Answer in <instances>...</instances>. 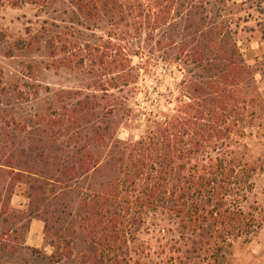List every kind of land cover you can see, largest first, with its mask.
I'll return each mask as SVG.
<instances>
[{"label": "trees", "instance_id": "trees-1", "mask_svg": "<svg viewBox=\"0 0 264 264\" xmlns=\"http://www.w3.org/2000/svg\"><path fill=\"white\" fill-rule=\"evenodd\" d=\"M48 1L0 0V7L5 3L12 8L42 6ZM67 1L78 16L76 23L43 22L37 30L27 28L26 37L12 43L13 49L34 51L45 39L49 55L61 56L60 66L74 63L82 70L87 60L115 81L114 89L121 90L136 83L141 69L132 65L133 57L144 55L133 48V39L146 33L152 40L157 30L179 18L192 40L183 43L181 50L188 57L186 63L199 74L185 82L189 98L183 97L188 102L181 101L173 115L149 114L136 141L117 140L115 129L105 120L107 113L93 114L86 97L46 120L53 135L45 147L18 149L28 161L22 162L10 151L0 165L10 169L17 182L26 178L27 218L44 223L53 249L49 259L60 263L72 256V239L58 228L62 223L54 203L59 195L66 192L68 196L73 189L70 182L110 173L102 188L79 196L74 232L86 233L95 247V263L226 264L232 243L260 228L257 214L261 210L249 202V196L255 188L254 177L264 169V162L251 157L246 143L249 104L241 92L251 72L230 27L217 25L212 17L206 21V13L190 34L197 6L186 0ZM103 26L108 27L105 34L97 36ZM197 35L202 36L195 41ZM4 39L0 34V41ZM12 55L13 50H7L6 56ZM108 106L112 112L113 106ZM69 130L72 135L66 143L55 144ZM56 182L65 186L48 187ZM162 210L172 215L176 237L158 246L154 260L150 245L140 243L133 250L130 245L138 242L132 235L140 230L145 216ZM160 232L165 229L161 227Z\"/></svg>", "mask_w": 264, "mask_h": 264}, {"label": "rangeland", "instance_id": "rangeland-1", "mask_svg": "<svg viewBox=\"0 0 264 264\" xmlns=\"http://www.w3.org/2000/svg\"><path fill=\"white\" fill-rule=\"evenodd\" d=\"M186 1L197 6L193 10L197 17L190 34L194 33V26L206 13L209 15L206 21L212 17L217 25L230 27L233 41L251 72L243 81L241 92L249 104L244 121L246 143L251 157L264 162V0ZM77 19L67 0H49L42 6L21 8H12L5 3L0 7V34L5 36L0 41V164H5L10 151L16 152L13 154L22 162L28 161L19 155L18 149L45 147L53 135L46 120L62 113L65 106L70 110L86 97L94 108L93 114L107 113L105 120L110 121L116 131L115 138L121 142L138 140L149 114L173 115L181 101L188 102L185 82L193 80L199 71L186 63L188 57L181 50L182 44L189 42L190 35L183 32L185 24L179 18L170 27L157 30L152 40L146 33H140L133 39V48L146 56L132 58V65L141 68L138 79L121 90L114 89L112 84L115 81L98 72L97 67H92L87 60L82 70L76 69L74 63L66 62L60 66L61 56L52 58L49 55L45 39L34 51L12 47L14 40L26 37L27 28L37 30L43 22L70 25ZM104 27L103 32L96 33L97 36L105 34L108 27ZM201 36L197 35L195 41ZM11 49L13 55L7 57L6 52ZM188 50L190 48L185 52ZM108 105L113 106L112 112H109ZM90 121L92 124V117ZM71 135L72 130L67 131L66 137L56 140L55 144L64 145ZM8 170L0 165V264H99L94 262L95 247L86 233L74 230L78 226L79 196L83 194L86 197L90 191L102 188L110 173L70 182L68 185L73 189L68 196L63 192L54 203L62 223L58 228L72 239V256L55 263L48 257L50 248L33 250L23 246L31 220L27 218L28 186L26 178L17 182ZM253 182L255 188L249 202L261 210L257 214L260 228L250 237L232 243L227 251L226 264H264V169L257 173ZM51 186L60 189L65 184L48 183V187ZM161 227L165 229L164 233L160 232ZM175 229L169 212H150L140 230L132 235L138 242L134 246L131 244L130 248L137 249L140 243L148 244L156 260L158 246L176 237ZM49 242L50 238L45 237V243Z\"/></svg>", "mask_w": 264, "mask_h": 264}, {"label": "crops", "instance_id": "crops-1", "mask_svg": "<svg viewBox=\"0 0 264 264\" xmlns=\"http://www.w3.org/2000/svg\"><path fill=\"white\" fill-rule=\"evenodd\" d=\"M23 246L34 250L42 247L44 250L50 248L51 250L48 252V257L52 255V247L48 243H45L44 223L42 221L38 219L30 220L25 239L23 240Z\"/></svg>", "mask_w": 264, "mask_h": 264}]
</instances>
